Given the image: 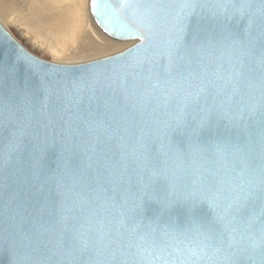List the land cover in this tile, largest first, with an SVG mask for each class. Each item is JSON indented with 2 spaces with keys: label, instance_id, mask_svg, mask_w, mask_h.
<instances>
[{
  "label": "water",
  "instance_id": "1",
  "mask_svg": "<svg viewBox=\"0 0 264 264\" xmlns=\"http://www.w3.org/2000/svg\"><path fill=\"white\" fill-rule=\"evenodd\" d=\"M89 5L135 43L56 63L0 23V264H264V0ZM105 101L111 138L66 170Z\"/></svg>",
  "mask_w": 264,
  "mask_h": 264
},
{
  "label": "bare ground",
  "instance_id": "2",
  "mask_svg": "<svg viewBox=\"0 0 264 264\" xmlns=\"http://www.w3.org/2000/svg\"><path fill=\"white\" fill-rule=\"evenodd\" d=\"M88 1L89 0H25L21 3L25 8L24 10L29 12L28 14L30 17L28 19L33 21L37 19L47 28L42 32L44 35V41L42 39V41H38L37 37H32L29 31L23 29V26L19 27L20 22H18L16 15L17 9L12 7L15 5L13 0H0V20L7 26L13 25L17 30H21L22 34L31 40V42H29L35 45L41 52L49 55L55 60L59 59L60 61L73 58L71 55L76 56L79 53H86L89 51L98 53L109 51L113 47L123 49L129 45L128 43L106 40L104 37L100 36L101 34H98L97 30L89 20V12L87 8ZM16 4H18V2ZM18 13H20V15L22 14L21 11ZM24 16L28 17L26 14ZM24 20H27V18ZM29 22L30 20L28 23ZM39 34L41 33H37V35ZM79 41L82 43L77 49L75 46Z\"/></svg>",
  "mask_w": 264,
  "mask_h": 264
},
{
  "label": "snow or ice",
  "instance_id": "3",
  "mask_svg": "<svg viewBox=\"0 0 264 264\" xmlns=\"http://www.w3.org/2000/svg\"><path fill=\"white\" fill-rule=\"evenodd\" d=\"M240 7L248 8L251 5L243 3ZM261 11L264 12V6H262ZM21 58L27 60L26 57H23V54H21ZM114 107L115 102L111 105L107 101L103 103L98 102L96 112L92 113L93 119L80 121L75 129L70 128L66 135L62 137L64 167L66 170H72L77 166L79 151L85 140L89 141L88 147L95 150L93 144L107 143L108 139L111 138L114 131V114L113 118H110L109 113ZM33 159L36 160V164L38 165L39 160L36 157H33ZM32 171L33 175H38V168L35 166ZM157 179H161V177L154 174L152 182L155 183ZM41 228H43V225H41ZM44 231H47V229L44 228Z\"/></svg>",
  "mask_w": 264,
  "mask_h": 264
},
{
  "label": "rangeland",
  "instance_id": "4",
  "mask_svg": "<svg viewBox=\"0 0 264 264\" xmlns=\"http://www.w3.org/2000/svg\"><path fill=\"white\" fill-rule=\"evenodd\" d=\"M25 0H13V2L15 3V5H13L12 7L15 9H17V13H16V15H17V18H18V22H20L19 24H20V26L19 27H22L23 26V29H26L27 31H29V33L32 35V37H37V40L39 41V40H43L44 41V35L42 34V32H44L47 28L45 27V26H43V23H41V21H39V20H37V19H35L36 20V22H35V20L33 21V20H31V19H28L29 17H30V15L28 14L29 12L28 11H26V10H24L25 8L23 7V4H21V3H23ZM18 2V4H16ZM13 3V4H14ZM4 4V3H3ZM19 4H21V5H19ZM19 5V6H18ZM15 6V7H14ZM19 7V8H18ZM22 7V8H21ZM21 8V9H20ZM87 8H88V15H89V20H90V22L92 23V25H93V27L97 30V32H98V34H101L100 36H102V37H104L106 40H112L113 42H120V43H128L129 45H127L126 47L128 48V47H130V46H132L134 43H135V41H122V40H115V39H113V38H111V37H109L108 35H106L100 28H99V26L96 24V22L94 21V19H93V17H92V14H91V12H90V5H89V1H88V6H87ZM18 9H19V11H21V15H20V13H18L19 11H18ZM24 12V13H23ZM19 14V15H18ZM26 14V16H28V17H25L24 15ZM28 14V15H27ZM27 18V20L29 21L30 20V22L28 23V21L27 20H24L25 18ZM23 18V19H22ZM22 22H21V21ZM26 21V22H25ZM33 21V22H32ZM0 23L26 48V49H28L31 53H33L34 55H36V56H38V57H40V58H42V59H45V60H48V61H52V62H55L56 61V63H65V64H74V63H82V62H87V61H91V60H95V59H99V58H102V57H105V56H109V55H112V54H115V53H117V52H120V51H122V50H124V49H126V47H124L123 49H121V48H119V47H113L112 49H110L109 51H104V52H98V53H96V52H91V51H89V52H86V53H79L78 55H76V56H74V55H71L73 58H70V59H67L68 61H69V63H68V61L67 60H62V61H60L59 59H53L52 57H50L49 55H47V54H45V53H43V52H41L35 45H33L32 43H30L31 42V40H29V38L28 37H26L24 34H22V31L21 30H17V28L15 27V26H13V25H6L5 23L3 24V22L0 20ZM27 25H25V24ZM22 24H24V25H22ZM41 27H40V26ZM35 26V27H34ZM40 28H39V27ZM25 27V28H24ZM30 27V28H29ZM38 28V29H37ZM22 29V28H21ZM37 29V30H36ZM34 30H36V31H34ZM41 30V31H40ZM34 31V32H33ZM37 31H39V32H37ZM33 32V33H32ZM41 33L42 34V36H41V34H39V35H37V33ZM26 33V32H25ZM35 33V34H34ZM28 35V34H27ZM30 37V36H29ZM28 39V40H27ZM41 40V41H42ZM30 41V42H29ZM81 41H79V43L75 46L77 49L80 47V45H81ZM71 56H69V57H71ZM71 60V61H70Z\"/></svg>",
  "mask_w": 264,
  "mask_h": 264
},
{
  "label": "clouds",
  "instance_id": "5",
  "mask_svg": "<svg viewBox=\"0 0 264 264\" xmlns=\"http://www.w3.org/2000/svg\"><path fill=\"white\" fill-rule=\"evenodd\" d=\"M261 80L264 81V72L261 73ZM4 100H5V103L7 104L8 103V97L7 95H4Z\"/></svg>",
  "mask_w": 264,
  "mask_h": 264
}]
</instances>
